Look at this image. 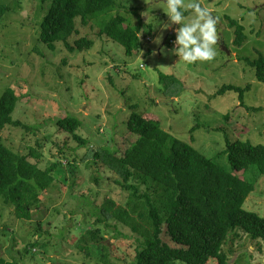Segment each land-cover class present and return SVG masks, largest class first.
<instances>
[{"label":"rangeland","instance_id":"374dc122","mask_svg":"<svg viewBox=\"0 0 264 264\" xmlns=\"http://www.w3.org/2000/svg\"><path fill=\"white\" fill-rule=\"evenodd\" d=\"M2 1L14 10L0 21V97L7 89L15 92L13 118L30 129L8 126L1 141L30 155L41 169L58 166L53 172L56 182L42 195L32 220L17 218L14 207L0 200V244L7 261L136 264L138 235L113 219L108 225H95L104 202L122 206L128 202L129 193L117 185L119 177L95 153L122 156L135 143L137 136L127 127L133 112L157 118L171 136L229 170L227 155H221L229 142L264 146V84L247 62L264 53V0H199L217 20L218 42L213 60L192 64L159 54L160 47H173L174 29L179 27H159V22L168 23L163 0H116V9L105 16L109 21L121 15L133 28H141L147 39L133 57L119 43L99 36L103 18L88 26L79 24L72 38V42L81 37L94 40L91 49L72 52L59 44L51 51L39 40L40 24L51 3ZM228 17L244 28L242 46L235 43L236 29L229 26ZM160 35L161 44L153 43ZM160 74L182 83L173 87L178 94L166 91ZM225 85L250 86L245 102L252 109L240 105L238 92L219 94ZM67 116L82 122L75 134L57 125ZM239 175L255 185L244 209L264 218V176H259L257 166ZM98 228L102 233L92 240L89 232ZM36 241L41 246L34 247ZM226 242L222 251L229 264H264V239L253 240L237 229Z\"/></svg>","mask_w":264,"mask_h":264},{"label":"trees","instance_id":"16d2710c","mask_svg":"<svg viewBox=\"0 0 264 264\" xmlns=\"http://www.w3.org/2000/svg\"><path fill=\"white\" fill-rule=\"evenodd\" d=\"M40 1L51 3L39 34V40L51 51H56L59 44L72 52L91 49L94 40L81 37L72 42V38L78 34L79 24L88 26L101 18L99 36H107L122 45L128 57L144 47L147 37L141 34V28H133L121 15L109 21L105 19L116 9V0ZM12 10L0 0V21ZM227 19L229 26L236 29V45L242 46L244 28L236 20ZM247 62L255 70L257 80L264 84V53H259L257 60ZM160 82L166 91L182 85L175 76L164 74H160ZM250 88L225 85L219 94L238 92L240 105L251 110L245 102V93ZM17 104L15 92L5 90L0 97V200L14 207L17 218L30 221L33 210L40 206L46 191L56 182L53 172L58 166L41 169L31 162L30 155H21L2 143V134L8 126L30 129L29 125L14 120ZM146 114L133 112L129 117L128 130L137 140L122 156L95 153L119 177L117 185L129 193L126 206L112 200L104 202L95 225H108L113 219L138 235L136 264H208L211 259H216L217 264H229L222 247L230 234L240 229L253 240L264 239V218L244 209L255 185L239 175L257 166L259 176H264V146L241 140L229 142L221 154L227 155L229 170L191 144L171 136L157 118ZM57 125L75 134L82 122L67 116L60 118ZM99 232L102 233L99 228L90 231L89 237L97 240L95 234ZM33 244L41 246L38 241ZM0 264H19L3 258L1 244Z\"/></svg>","mask_w":264,"mask_h":264},{"label":"clouds","instance_id":"9594fccd","mask_svg":"<svg viewBox=\"0 0 264 264\" xmlns=\"http://www.w3.org/2000/svg\"><path fill=\"white\" fill-rule=\"evenodd\" d=\"M161 9L166 14L168 23L159 22V27L167 29L173 24L179 27L174 29L173 47H160V55L177 56L187 64L213 60L218 42L217 20L206 8L201 7L199 0H189L187 3L184 0H163ZM188 10L191 11L185 15ZM162 39V35L157 36L153 43L160 45ZM152 55H156L155 50Z\"/></svg>","mask_w":264,"mask_h":264}]
</instances>
